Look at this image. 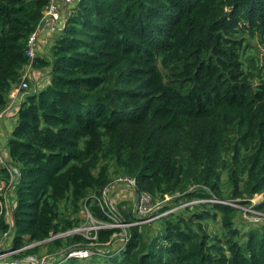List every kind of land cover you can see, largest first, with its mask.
I'll use <instances>...</instances> for the list:
<instances>
[{
    "label": "trees",
    "instance_id": "1",
    "mask_svg": "<svg viewBox=\"0 0 264 264\" xmlns=\"http://www.w3.org/2000/svg\"><path fill=\"white\" fill-rule=\"evenodd\" d=\"M46 4L0 0V112ZM68 8L48 53L32 58L44 80L26 78L31 88L14 101L0 143V172L15 198L8 222L0 194V253L10 247L7 261L38 264L25 257L45 242L52 264L101 258L67 252L109 246L120 227L55 234L80 224L81 204L110 219L101 201L114 173L134 178L136 192L160 207L97 264H264V219L245 220L232 204L264 193V52L249 54L240 39L264 44V0H76ZM182 201L191 203L157 216ZM253 207L264 212V199ZM124 213L126 222L139 219L132 208ZM209 219L217 225L207 230Z\"/></svg>",
    "mask_w": 264,
    "mask_h": 264
},
{
    "label": "rangeland",
    "instance_id": "2",
    "mask_svg": "<svg viewBox=\"0 0 264 264\" xmlns=\"http://www.w3.org/2000/svg\"><path fill=\"white\" fill-rule=\"evenodd\" d=\"M241 39V43L243 40H245L244 42L247 43L244 47H245V50L246 52H248L249 54L250 53H253L254 51L256 52L257 56H261L262 53L264 52V44L261 42V40L258 38V36H254V37H251L249 36L248 34L244 33L243 34V37L240 38ZM241 47H243V45L241 44ZM31 88L30 84H28V86L26 87L27 90H29ZM14 105L11 104V106L7 107L8 109L11 108L12 106ZM6 108V109H7ZM116 177L114 175V173L112 174V181L110 182L109 185H107L103 190H105V196L110 198V203L115 207V209L118 211V214H119V217L120 218H123V215L126 214L124 212H128V210H131V208L133 209V203H134V200H135V197H136V194L134 192V190L132 189H126V188H120L116 191V193H120V195L117 196V194L115 192H111L110 190V185L115 183L116 182ZM119 184V183H118ZM122 185V184H120ZM222 185H223V188L226 190L227 189V185L228 183L226 182V180H223L222 182ZM110 192H111V196H110ZM119 196H122L123 198L126 199V203L124 205H122L119 209L118 207V197ZM172 196H166V199H169L171 198ZM264 199V193L263 192H257V193H254L252 195V197L250 198V202L251 204H240V203H236V202H232L233 205L235 206H238L242 209L241 211V214L242 216L245 218V220H248V219H252V220H262L264 219V212L262 211H259V210H256L253 205L254 204H257L259 202H261L262 200ZM198 200H193V202H196ZM231 202V201H229ZM178 203V202H177ZM188 203H191V202H185V201H182V202H179L177 205H174V206H171L170 208H168L166 211L164 212H161L158 215L160 214H166L170 211H174L176 212L177 209H181L183 210L184 209V206ZM81 209L80 211L78 212V216L81 218V221H80V224H78L76 227H74V230L75 231H84L86 236L87 237H90L89 235V229L90 228H94L93 226L96 225V219L92 216V214L90 213L89 209L83 204H81ZM160 207V204L158 205H155V207H153L152 205L149 207V209L147 210V214L145 216H143L142 218H144V222H150L152 219L150 218V216H153L152 215V212L159 208ZM124 211V212H123ZM156 215H154L155 217ZM124 221V222H123ZM126 221L125 220H121V225H119L118 227H120L121 229L117 232H115V234L113 235V239L110 243V245L108 246V244H96V243H93V242H89L88 243V246H93L94 248H91V249H88V253H92L94 251H96V253H100L101 254V258H97L95 257L94 259H90V260H84L83 262H80V264H97L98 262L95 261V260H100V263L101 262H104L105 261V257H103L104 253L103 252H106L110 249H112L111 247H116L120 244V241L121 240H125L126 239V235H127V227L128 225H126L125 223ZM217 225L216 221L215 220H207V230H210L213 228V226ZM239 226H248L246 223L244 222H240L238 223ZM56 235H61V234H55ZM45 242L42 243L41 247H40V250H39V254L38 255H34V256H27L25 257V259L29 262V261H33L34 263H38V264H51V262H53L52 258L50 257V255L48 253H46L45 251V245H44ZM10 252H7L5 257L9 255ZM87 253V254H88ZM42 255V256H41ZM39 256V257H38ZM97 262V263H96ZM7 264H9L7 262Z\"/></svg>",
    "mask_w": 264,
    "mask_h": 264
},
{
    "label": "built area",
    "instance_id": "3",
    "mask_svg": "<svg viewBox=\"0 0 264 264\" xmlns=\"http://www.w3.org/2000/svg\"><path fill=\"white\" fill-rule=\"evenodd\" d=\"M76 0H47V4L45 6V10L43 13V19L47 21L49 24H56L58 21L61 20V8L60 6L63 5V7L69 6L71 3L75 2ZM36 49H37V28L30 34L28 38V46H27V55L29 57V62L25 66V70L22 73L21 80L18 83L17 86H15L10 92H9V98H10V104L14 103L16 100L17 96H22L20 91L21 89H26L28 86V82L26 78L30 75V70L32 69V58L36 56ZM11 106V105H10ZM5 161L4 155L2 153V149L0 147V163H3ZM14 169V168H13ZM10 177L9 180H12L14 175L12 174L11 171H9ZM116 182L122 185H127L129 186L130 189L134 190L136 197L134 200V205H133V211L136 216L139 217L136 221H131V222H125L126 225L130 226L134 223H142L144 221L143 216L147 214V210L149 207L152 205L155 207L156 204L152 202L151 195L148 192L141 191V192H136V183L135 179L126 175H119L116 177ZM102 204L104 205V211L106 216H108L110 219L109 220H103V221H96V225L93 226L94 228L91 229H97L98 227H108V226H119L121 225V218L119 217L118 211L115 209V207L110 203V198L109 196H105V190H103L102 193ZM151 219L154 218V216H150ZM124 222V221H123ZM71 232H82L85 236L84 231H75L74 228L64 232V233H59V234H67ZM3 236L8 237V232H4ZM87 237V236H86ZM94 237V236H93ZM126 237V236H125ZM16 250H10L7 249L6 251H3L0 253V263L2 264H16L15 261H7L8 259L5 257L7 252H14ZM9 253V254H10ZM88 253V249H72L67 252V256H85ZM89 254V253H88ZM34 263L33 261H30ZM52 264V262H51Z\"/></svg>",
    "mask_w": 264,
    "mask_h": 264
},
{
    "label": "crops",
    "instance_id": "4",
    "mask_svg": "<svg viewBox=\"0 0 264 264\" xmlns=\"http://www.w3.org/2000/svg\"><path fill=\"white\" fill-rule=\"evenodd\" d=\"M67 7H63V5L60 6L61 8V20L58 21L56 24H49L47 21H45L43 18L41 19L40 24L37 27V49L40 50L41 52L48 53L49 46L52 44L54 37L60 33L61 29L63 28L64 25V18L67 12L69 11ZM30 81H32L33 85L37 82H41L44 80V78H40L39 72L37 70H30ZM17 98H20V96ZM15 121V116L13 115V112L11 111V108H4L0 112V143L5 146L6 142V136L9 134L13 124ZM11 182V181H10ZM13 183H5V180L2 176V173L0 172V194L3 195L4 197V202H5V213H6V220L9 222L10 221V215H11V210H12V205L14 204V194L12 193L13 191ZM120 188H126L130 189L129 186L127 185H120L117 182L113 183L110 185V190L111 192H115L120 189ZM110 192V196H111ZM117 196L120 195V193H116ZM122 196L118 197V200H124ZM117 200V201H118ZM5 241V242H4ZM9 239L7 240H2L1 243L4 242V244H8ZM7 249H10V247H5V251Z\"/></svg>",
    "mask_w": 264,
    "mask_h": 264
},
{
    "label": "water",
    "instance_id": "5",
    "mask_svg": "<svg viewBox=\"0 0 264 264\" xmlns=\"http://www.w3.org/2000/svg\"><path fill=\"white\" fill-rule=\"evenodd\" d=\"M15 172H16V174H17V169L15 168Z\"/></svg>",
    "mask_w": 264,
    "mask_h": 264
}]
</instances>
